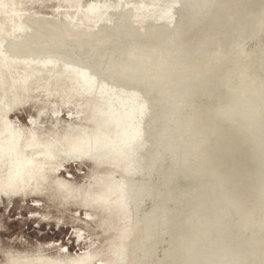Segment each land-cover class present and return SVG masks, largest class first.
<instances>
[{
	"label": "water",
	"instance_id": "1",
	"mask_svg": "<svg viewBox=\"0 0 264 264\" xmlns=\"http://www.w3.org/2000/svg\"><path fill=\"white\" fill-rule=\"evenodd\" d=\"M0 264H264V0H0Z\"/></svg>",
	"mask_w": 264,
	"mask_h": 264
}]
</instances>
